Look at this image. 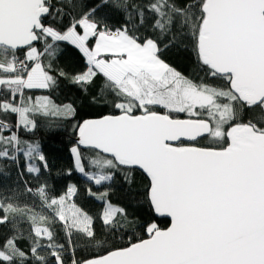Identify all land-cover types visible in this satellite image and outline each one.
I'll return each mask as SVG.
<instances>
[{"label":"snow or ice","instance_id":"1","mask_svg":"<svg viewBox=\"0 0 264 264\" xmlns=\"http://www.w3.org/2000/svg\"><path fill=\"white\" fill-rule=\"evenodd\" d=\"M185 41L195 78L162 59ZM62 43L79 67L61 66ZM62 79L106 110L74 125L67 170L95 213L76 184L49 186L40 143L21 135L76 117L51 96ZM10 165L28 199L0 184V264H264V0H0L4 179ZM137 172L165 227L112 202L117 176Z\"/></svg>","mask_w":264,"mask_h":264},{"label":"trees","instance_id":"2","mask_svg":"<svg viewBox=\"0 0 264 264\" xmlns=\"http://www.w3.org/2000/svg\"><path fill=\"white\" fill-rule=\"evenodd\" d=\"M90 2V0H89ZM119 16H114L113 23L120 22ZM61 47L64 49V55L61 57V66L69 70L79 67L82 64L81 54L74 46L62 43ZM162 59L177 68V70L193 76L202 75L195 69L194 56L191 51L189 41H185L177 46L169 47L162 52ZM37 94H48L47 90H37ZM52 98L58 104L72 102L77 107V115L74 119L64 120L59 118H44L39 121L38 127L32 133L21 132L22 137L37 141L40 143L42 151L46 154L51 165V173L46 174L44 177L51 188L56 193H60L66 189L70 183L76 184L80 188L81 195L77 198L78 203L85 206L86 209L92 213L98 211L101 207V202L96 201L94 198L86 197L84 189L87 187L80 173L73 169L72 175H67V170L72 167L73 161L70 153V148L76 140L74 125L82 118L95 116L100 112L106 111L90 106L87 97L74 85L66 80H61L59 86L52 91ZM15 119V117H13ZM4 171L9 173V178L4 179L0 176V184L16 185L20 190V200L28 199L23 193V185L18 181L21 177L18 176V169L15 165H10ZM29 179L30 177H23ZM35 184V180H31ZM146 180L143 178L141 172L136 173V181L134 184L129 185L126 183L122 176H117L116 180L111 184L110 196L113 203L131 205L130 210L136 211L141 218H152L155 222L165 227L167 221L165 219H157L156 216L150 212V209L143 201L142 193L144 191L143 185ZM20 228L27 230L26 223H20ZM96 230L99 233L103 231L102 223L97 220ZM10 227V225H9ZM3 227L0 226V231Z\"/></svg>","mask_w":264,"mask_h":264},{"label":"rangeland","instance_id":"3","mask_svg":"<svg viewBox=\"0 0 264 264\" xmlns=\"http://www.w3.org/2000/svg\"><path fill=\"white\" fill-rule=\"evenodd\" d=\"M104 54L102 53V56H103ZM79 173V172H78ZM81 176H82V178H83V182H84V184L86 185V186H89V182L87 181V179L85 178V177H83V175L81 174ZM93 190L94 191H96L97 189L95 188V187H93ZM99 191H103L104 189L103 188H100V189H98Z\"/></svg>","mask_w":264,"mask_h":264},{"label":"water","instance_id":"4","mask_svg":"<svg viewBox=\"0 0 264 264\" xmlns=\"http://www.w3.org/2000/svg\"><path fill=\"white\" fill-rule=\"evenodd\" d=\"M156 218H157V219H161V220H162V219H165V220H166V218H163V217H158V216H156Z\"/></svg>","mask_w":264,"mask_h":264}]
</instances>
